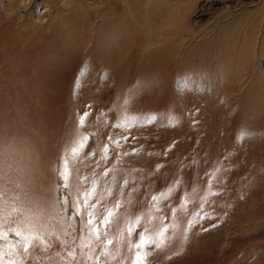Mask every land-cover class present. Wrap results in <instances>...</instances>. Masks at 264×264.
<instances>
[{
  "label": "rangeland",
  "instance_id": "obj_1",
  "mask_svg": "<svg viewBox=\"0 0 264 264\" xmlns=\"http://www.w3.org/2000/svg\"><path fill=\"white\" fill-rule=\"evenodd\" d=\"M0 233L4 264H264V0H0Z\"/></svg>",
  "mask_w": 264,
  "mask_h": 264
},
{
  "label": "snow or ice",
  "instance_id": "obj_2",
  "mask_svg": "<svg viewBox=\"0 0 264 264\" xmlns=\"http://www.w3.org/2000/svg\"><path fill=\"white\" fill-rule=\"evenodd\" d=\"M81 122H83L82 118H81ZM153 199H156V197H153ZM111 214L112 213L109 212V215H111ZM92 223H93L92 220H89L88 221V224H92ZM91 231L93 233H95L97 230L95 229V227H93ZM16 235H20V233L17 232ZM4 238H5V235L3 233H0V239H4ZM108 243H111V241H108ZM142 243H149V241L144 240ZM141 246H142V244L136 245V247H141ZM146 255L147 254H145V255L142 256L139 253H137L136 260H137L138 264H140V262H142L146 258ZM0 264H4V256H3V254H0ZM13 264H14V262H13Z\"/></svg>",
  "mask_w": 264,
  "mask_h": 264
}]
</instances>
